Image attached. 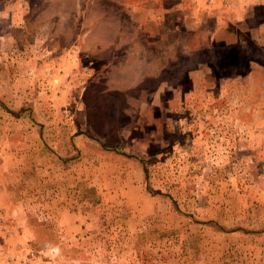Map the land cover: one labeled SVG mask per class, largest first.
Wrapping results in <instances>:
<instances>
[{"label": "rangeland", "instance_id": "rangeland-1", "mask_svg": "<svg viewBox=\"0 0 264 264\" xmlns=\"http://www.w3.org/2000/svg\"><path fill=\"white\" fill-rule=\"evenodd\" d=\"M197 6L0 0V264H264V4Z\"/></svg>", "mask_w": 264, "mask_h": 264}, {"label": "crops", "instance_id": "crops-1", "mask_svg": "<svg viewBox=\"0 0 264 264\" xmlns=\"http://www.w3.org/2000/svg\"><path fill=\"white\" fill-rule=\"evenodd\" d=\"M259 3L264 4V0H198V8L191 9L194 11L191 12L192 14L186 13L187 7H184L179 8L185 12L178 16H181L184 22L192 17V21L195 20L196 24L205 23L206 20L212 21V26L206 31L209 42L213 43L215 40L224 39L227 43H230L231 38L227 39L230 35H223L225 33L224 28L227 27V31L232 25H237L242 29L245 28L244 20L256 13L255 8ZM182 6L184 5L182 4ZM163 16L167 17V14H163Z\"/></svg>", "mask_w": 264, "mask_h": 264}]
</instances>
